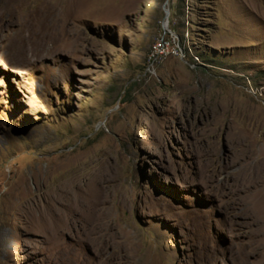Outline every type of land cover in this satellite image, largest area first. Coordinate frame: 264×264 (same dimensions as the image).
I'll list each match as a JSON object with an SVG mask.
<instances>
[{
  "label": "rangeland",
  "instance_id": "obj_1",
  "mask_svg": "<svg viewBox=\"0 0 264 264\" xmlns=\"http://www.w3.org/2000/svg\"><path fill=\"white\" fill-rule=\"evenodd\" d=\"M0 264H264V0H0Z\"/></svg>",
  "mask_w": 264,
  "mask_h": 264
},
{
  "label": "built area",
  "instance_id": "obj_2",
  "mask_svg": "<svg viewBox=\"0 0 264 264\" xmlns=\"http://www.w3.org/2000/svg\"><path fill=\"white\" fill-rule=\"evenodd\" d=\"M170 53V41L167 39H161V41L157 44L156 48L152 52L150 59L156 60L161 55H166Z\"/></svg>",
  "mask_w": 264,
  "mask_h": 264
},
{
  "label": "water",
  "instance_id": "obj_3",
  "mask_svg": "<svg viewBox=\"0 0 264 264\" xmlns=\"http://www.w3.org/2000/svg\"><path fill=\"white\" fill-rule=\"evenodd\" d=\"M166 16H165V24L167 25L168 23V17H169V9L165 8Z\"/></svg>",
  "mask_w": 264,
  "mask_h": 264
}]
</instances>
